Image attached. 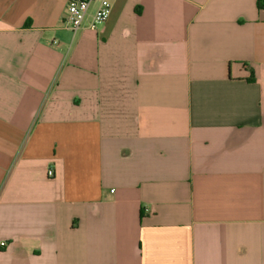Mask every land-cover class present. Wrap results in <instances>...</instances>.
<instances>
[{"label":"crops","instance_id":"1","mask_svg":"<svg viewBox=\"0 0 264 264\" xmlns=\"http://www.w3.org/2000/svg\"><path fill=\"white\" fill-rule=\"evenodd\" d=\"M68 1L0 0V264H264V9Z\"/></svg>","mask_w":264,"mask_h":264},{"label":"built area","instance_id":"2","mask_svg":"<svg viewBox=\"0 0 264 264\" xmlns=\"http://www.w3.org/2000/svg\"><path fill=\"white\" fill-rule=\"evenodd\" d=\"M94 1L95 0H69L67 15L63 21L65 29L72 33H76L82 27ZM111 9V0H99L98 8L92 19V27L96 28L97 26L104 24L111 14ZM54 43H57V41H54ZM48 175L53 176L52 169L48 171ZM1 245H4V243Z\"/></svg>","mask_w":264,"mask_h":264},{"label":"trees","instance_id":"3","mask_svg":"<svg viewBox=\"0 0 264 264\" xmlns=\"http://www.w3.org/2000/svg\"><path fill=\"white\" fill-rule=\"evenodd\" d=\"M257 4L260 9H264V0H257ZM253 80H254L253 78L249 79V81H253Z\"/></svg>","mask_w":264,"mask_h":264}]
</instances>
